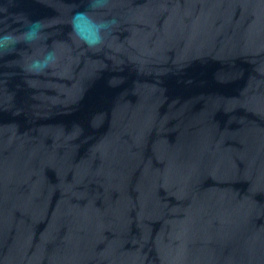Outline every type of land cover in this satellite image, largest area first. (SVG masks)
Masks as SVG:
<instances>
[{"label":"water","instance_id":"water-1","mask_svg":"<svg viewBox=\"0 0 264 264\" xmlns=\"http://www.w3.org/2000/svg\"><path fill=\"white\" fill-rule=\"evenodd\" d=\"M0 264H264V0H0Z\"/></svg>","mask_w":264,"mask_h":264},{"label":"clouds","instance_id":"clouds-1","mask_svg":"<svg viewBox=\"0 0 264 264\" xmlns=\"http://www.w3.org/2000/svg\"><path fill=\"white\" fill-rule=\"evenodd\" d=\"M77 19H83L85 21H87V24L89 25V34H82L79 30V28H77L75 21ZM114 23V21L112 22ZM74 28L77 31V34L81 36L82 39L85 40V43L88 44L89 47H95L96 45L100 44L101 38L99 36V28L98 26L93 23L85 13H78L76 17H74ZM42 25L41 22L39 21H34L30 24L28 31L24 34V38L26 39H34L36 37V35L38 34V32L40 31ZM4 40H10L12 39L10 36H5L3 38ZM53 57L51 54H49L46 58H45V62L43 64H41L40 61H36L31 65V68L35 71H43V69L48 67V61L52 60Z\"/></svg>","mask_w":264,"mask_h":264}]
</instances>
